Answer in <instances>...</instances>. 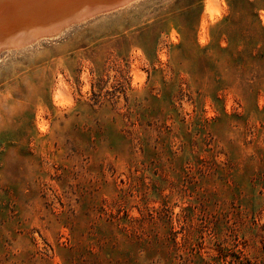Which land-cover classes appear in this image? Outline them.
Returning a JSON list of instances; mask_svg holds the SVG:
<instances>
[{"label":"rangeland","instance_id":"1","mask_svg":"<svg viewBox=\"0 0 264 264\" xmlns=\"http://www.w3.org/2000/svg\"><path fill=\"white\" fill-rule=\"evenodd\" d=\"M51 34L0 51V264H264V0Z\"/></svg>","mask_w":264,"mask_h":264},{"label":"bare ground","instance_id":"2","mask_svg":"<svg viewBox=\"0 0 264 264\" xmlns=\"http://www.w3.org/2000/svg\"><path fill=\"white\" fill-rule=\"evenodd\" d=\"M8 1V4H5V6L0 3V51L7 47L24 46L42 36L52 35V32L55 34L56 31L58 32L61 28L84 17L91 16L94 12L98 13V11L113 9L130 0H119L110 5H105L100 2L103 5H98L99 3H96L98 5L96 8L92 7V0H45L46 2L41 5V8L39 7L40 9L34 10L35 13L31 12L28 7L30 0ZM34 1L35 0H31V4L33 3L35 6L37 4H39L37 6H40V2H43L40 1L36 4L37 0L35 3ZM209 6L211 7V5ZM59 7L61 8L57 9ZM44 14H48V16L43 20L35 22V20H38ZM32 17H34L33 21L29 20V18ZM15 19H21V22H24L22 24L23 28L18 31L17 29L20 26L8 27L13 26L12 20Z\"/></svg>","mask_w":264,"mask_h":264}]
</instances>
